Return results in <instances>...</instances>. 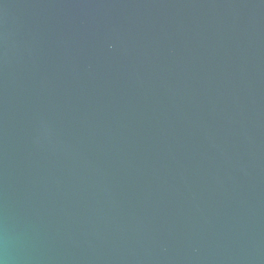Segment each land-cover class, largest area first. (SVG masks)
Returning a JSON list of instances; mask_svg holds the SVG:
<instances>
[{
    "label": "water",
    "instance_id": "water-1",
    "mask_svg": "<svg viewBox=\"0 0 264 264\" xmlns=\"http://www.w3.org/2000/svg\"><path fill=\"white\" fill-rule=\"evenodd\" d=\"M0 264H264V0H0Z\"/></svg>",
    "mask_w": 264,
    "mask_h": 264
}]
</instances>
